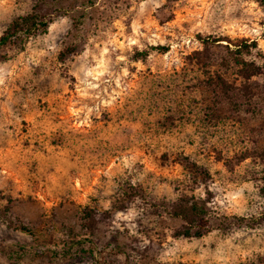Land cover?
Instances as JSON below:
<instances>
[{
	"label": "rangeland",
	"instance_id": "1",
	"mask_svg": "<svg viewBox=\"0 0 264 264\" xmlns=\"http://www.w3.org/2000/svg\"><path fill=\"white\" fill-rule=\"evenodd\" d=\"M32 11L0 48V264H264L259 1L0 0V34Z\"/></svg>",
	"mask_w": 264,
	"mask_h": 264
},
{
	"label": "trees",
	"instance_id": "2",
	"mask_svg": "<svg viewBox=\"0 0 264 264\" xmlns=\"http://www.w3.org/2000/svg\"><path fill=\"white\" fill-rule=\"evenodd\" d=\"M258 1L264 11V0ZM49 22L50 20H48L46 15L41 11H32L23 15L16 16L9 22V24L0 34V48L6 45L23 42L27 37L35 34L37 31L46 29ZM255 44L256 43L253 41L250 45L254 46ZM250 45L244 41H240L239 44H236L237 48H235L233 53H238L241 50H248ZM156 48H161L162 51L167 50L165 46H157ZM144 54L146 53L143 51L137 52L135 55H137V57H140ZM238 54L232 55L234 63L244 65V60L241 59L240 54ZM215 85H217L219 90L224 95H227L228 83L223 80L221 76H217V82L215 83ZM205 209L206 208L204 202L193 199L185 200L179 205L176 210H174V215L181 217L184 222L189 224L188 228H185V230L182 232V235L199 237L203 234V232L198 230V228L201 226L203 227L204 222L202 221L204 219L203 215L205 213ZM191 227L198 228L195 230H191ZM8 247L9 250L15 255V257H17V259L22 262H33L44 258L53 259L57 255L51 249L36 251L31 247L22 244H9Z\"/></svg>",
	"mask_w": 264,
	"mask_h": 264
}]
</instances>
